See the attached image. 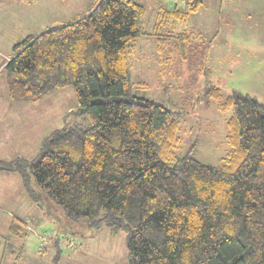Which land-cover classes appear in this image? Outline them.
Masks as SVG:
<instances>
[{
    "label": "trees",
    "instance_id": "1",
    "mask_svg": "<svg viewBox=\"0 0 264 264\" xmlns=\"http://www.w3.org/2000/svg\"><path fill=\"white\" fill-rule=\"evenodd\" d=\"M202 6L189 0L184 9H161L152 34ZM145 12L139 0H96L87 15L14 46L5 65L9 100L36 103L72 86L78 107L69 115H87L91 124L55 129L36 158L0 159V172L19 175L41 207L34 181L70 223L125 230L129 264H264V104L208 85L206 103L231 112L229 151L218 166L198 161L196 144L178 153V113L133 94L131 45L149 35ZM200 36L176 33L183 58ZM157 40L161 49L164 40ZM24 225L14 218L11 238ZM66 246L55 242L52 264H63Z\"/></svg>",
    "mask_w": 264,
    "mask_h": 264
},
{
    "label": "rangeland",
    "instance_id": "2",
    "mask_svg": "<svg viewBox=\"0 0 264 264\" xmlns=\"http://www.w3.org/2000/svg\"><path fill=\"white\" fill-rule=\"evenodd\" d=\"M139 1L146 9L142 28L149 35L131 45L133 94L161 102L178 113L182 137L178 153L186 154L196 144L194 157L218 166L229 151L227 121L231 112L219 111L213 102L207 104L203 91L208 85H214L225 96L237 90L264 104V0H203L200 10L187 21L169 25L157 35L152 34L157 13L168 0ZM95 3L96 0H0V155L6 157L0 159L8 161L24 155L32 160L40 151L39 141L55 129L91 124L87 115H69L78 107L72 86L59 89L36 103H12L8 97L5 65L15 45L65 23L64 20L87 15ZM185 29H193L201 36L193 39L183 58L175 35ZM158 38L164 40L161 49ZM208 68L210 73L206 72ZM140 82L145 85L139 86ZM7 106L32 107H12L8 112ZM22 139L31 145L24 151L17 142ZM32 184L40 193L42 203L35 210L22 201L27 195H21L23 185H18V181L0 185V215L43 219L55 227L42 225L41 229L40 225L41 230H37L29 225L30 236L49 234L45 246L46 252L49 250L46 254L40 253V240L33 237L27 241L30 245L26 243L28 253L23 256H27L26 263L52 264L56 237L61 234L77 242L74 250L68 249L72 243L64 247L63 264H129L125 230L104 227L94 232L85 225L70 223L61 207L46 197L34 181ZM9 186L16 193L4 190Z\"/></svg>",
    "mask_w": 264,
    "mask_h": 264
},
{
    "label": "crops",
    "instance_id": "3",
    "mask_svg": "<svg viewBox=\"0 0 264 264\" xmlns=\"http://www.w3.org/2000/svg\"><path fill=\"white\" fill-rule=\"evenodd\" d=\"M203 4H204V2H203ZM175 5H177L180 9H184L185 6H186V3L185 2H176V3H174L171 0H168V1H165V4H162V6H163L162 8L166 7V8L170 9V8L175 7ZM160 11H161V9H160ZM160 11L157 13V15L160 13ZM80 17H75L74 19L64 20L63 22H65V23H63V24L71 23V22L75 21L76 19H78ZM156 23H155V25H156ZM155 25H154V28H155ZM7 57H8V59H10L12 56L8 55ZM12 107H20V108L23 107V109L24 108L27 109V108L32 107V106H7L6 110L9 112L12 109ZM42 140H43V138H42ZM42 140L39 141L40 144H41ZM17 142L20 143V149H22V151L27 150L31 146L30 145V141H26L25 139H22L20 141L18 140ZM17 156L18 157H24V155H17ZM0 158H6V157L4 155H0ZM24 158H26V157H24ZM0 173H3V176H0V185H1V183L6 184V182L10 183L11 181H18V185H20V184L23 185L22 179H21V177L19 175L14 174V173H5V172H0ZM4 190H6V191H11V190L15 191V189H13L11 186H9L8 188H4ZM15 193H16V191H15ZM22 194H24V195L26 194L27 195V193H26V191L24 189V186H23V189L21 190V195ZM16 195H20V194H16ZM25 197L26 198H22V201L25 200L26 206H29V208L35 210L37 204L34 203L29 198L28 195L25 196ZM27 199H29L30 201L27 200ZM14 218H18V217L0 215V264H28V263H26L27 256L23 257L24 253H26V254L28 253V251L25 250L26 243L29 240H33L32 239L33 237H37V236H30L31 234H29V230H28V229H30L29 225L34 226L37 230H41L42 229V225H49L48 228L55 229L53 224H46V223H44L43 219L19 218V219L25 221L26 225H24L23 231L21 232V235L11 238L10 228L12 226ZM40 225H41V229L39 228ZM9 239L11 241L13 240V243H14L13 246L8 244L7 241ZM28 245H30L29 242L27 243V246ZM48 250H49V248H48ZM48 250H47V252H48ZM24 251H26V252H24ZM47 252H45V254ZM22 259H23V261H22Z\"/></svg>",
    "mask_w": 264,
    "mask_h": 264
},
{
    "label": "built area",
    "instance_id": "4",
    "mask_svg": "<svg viewBox=\"0 0 264 264\" xmlns=\"http://www.w3.org/2000/svg\"><path fill=\"white\" fill-rule=\"evenodd\" d=\"M172 2L176 3V2H188L189 0H171ZM47 232L45 233H42L41 235H38L37 234V237L39 238L40 240V244H39V247H38V251L39 252H42L44 251L45 249V246H47V243H48V240H49V234H46ZM44 234V235H43ZM60 238V239H58ZM56 239L60 242H62L64 245H67L68 243H72L73 246H75L77 244L76 240H71L73 238H68L67 236L65 235H58L56 237ZM69 247H72V246H69Z\"/></svg>",
    "mask_w": 264,
    "mask_h": 264
}]
</instances>
